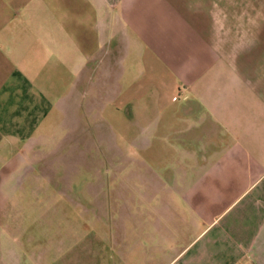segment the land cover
<instances>
[{"label": "crops", "instance_id": "obj_1", "mask_svg": "<svg viewBox=\"0 0 264 264\" xmlns=\"http://www.w3.org/2000/svg\"><path fill=\"white\" fill-rule=\"evenodd\" d=\"M75 140L86 264H264V0H0V214Z\"/></svg>", "mask_w": 264, "mask_h": 264}, {"label": "rangeland", "instance_id": "obj_2", "mask_svg": "<svg viewBox=\"0 0 264 264\" xmlns=\"http://www.w3.org/2000/svg\"><path fill=\"white\" fill-rule=\"evenodd\" d=\"M84 144L75 140V145L70 143L65 151L61 146L58 152H53L58 156L55 163L48 157L51 153L46 154V151L42 158L44 166L36 167L39 175L36 184H26L20 196L10 199L5 214H0V224L12 228L10 232H0V264L14 258L15 252L18 256L26 253L25 264H86L87 212L100 205L99 184L91 183L92 188L87 193L88 180L92 174L107 173L109 168L98 167L97 160L91 168L86 167L89 152L86 142ZM91 153L97 159V152ZM67 223L73 224L75 229L65 227ZM18 234L26 240L20 246L18 242L11 243L12 239H18Z\"/></svg>", "mask_w": 264, "mask_h": 264}]
</instances>
